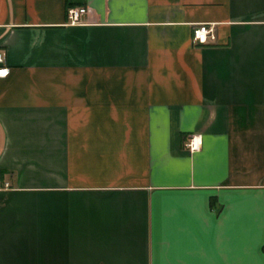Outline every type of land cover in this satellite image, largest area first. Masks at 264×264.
I'll list each match as a JSON object with an SVG mask.
<instances>
[{
	"label": "crops",
	"instance_id": "obj_1",
	"mask_svg": "<svg viewBox=\"0 0 264 264\" xmlns=\"http://www.w3.org/2000/svg\"><path fill=\"white\" fill-rule=\"evenodd\" d=\"M0 51V264H264V0H0Z\"/></svg>",
	"mask_w": 264,
	"mask_h": 264
},
{
	"label": "built area",
	"instance_id": "obj_2",
	"mask_svg": "<svg viewBox=\"0 0 264 264\" xmlns=\"http://www.w3.org/2000/svg\"><path fill=\"white\" fill-rule=\"evenodd\" d=\"M89 12L87 6L72 5L68 8V21L71 24H77L82 22V18ZM216 42V35L212 25L199 24L194 29L193 43L196 46L211 45ZM10 69L6 66V60L4 52L0 51V77L8 76ZM199 140L196 136H191L187 142V147L191 151H195L199 148Z\"/></svg>",
	"mask_w": 264,
	"mask_h": 264
},
{
	"label": "trees",
	"instance_id": "obj_3",
	"mask_svg": "<svg viewBox=\"0 0 264 264\" xmlns=\"http://www.w3.org/2000/svg\"><path fill=\"white\" fill-rule=\"evenodd\" d=\"M72 6V5H71Z\"/></svg>",
	"mask_w": 264,
	"mask_h": 264
}]
</instances>
